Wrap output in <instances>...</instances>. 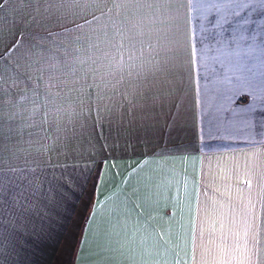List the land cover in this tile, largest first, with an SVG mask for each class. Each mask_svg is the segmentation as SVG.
Segmentation results:
<instances>
[{
  "label": "crops",
  "instance_id": "crops-1",
  "mask_svg": "<svg viewBox=\"0 0 264 264\" xmlns=\"http://www.w3.org/2000/svg\"><path fill=\"white\" fill-rule=\"evenodd\" d=\"M4 1L0 264H77L82 245L84 264H264V13L217 63L191 0H128L131 55L97 58L72 100Z\"/></svg>",
  "mask_w": 264,
  "mask_h": 264
},
{
  "label": "rangeland",
  "instance_id": "rangeland-1",
  "mask_svg": "<svg viewBox=\"0 0 264 264\" xmlns=\"http://www.w3.org/2000/svg\"><path fill=\"white\" fill-rule=\"evenodd\" d=\"M118 1L5 0L3 5L17 9L13 21L23 28L21 55L38 58L41 72L55 73L52 80L57 91L71 88L72 96L67 98L74 100L79 96L80 79L87 75V80H94L89 75L95 73L97 58L131 55L128 31L131 23L144 25L143 15L135 16L136 1ZM112 9H117V17H100ZM138 11L143 13V8ZM58 117L56 127L63 124Z\"/></svg>",
  "mask_w": 264,
  "mask_h": 264
},
{
  "label": "snow or ice",
  "instance_id": "snow-or-ice-1",
  "mask_svg": "<svg viewBox=\"0 0 264 264\" xmlns=\"http://www.w3.org/2000/svg\"><path fill=\"white\" fill-rule=\"evenodd\" d=\"M194 8L202 12L203 18L209 21V27L211 32L209 36L212 42L217 45V47H212L208 44L207 47L203 48L201 55L207 52L217 53L215 56V61L217 63H222V56H238L240 42L245 40L246 37L243 34V30L250 23V13L262 12L264 13V0H191ZM235 45L237 50L230 51V46ZM210 59L212 57H209ZM239 68V65L237 66ZM135 194V193H134ZM131 203V201H129ZM148 203L147 198H145V203L142 206H146ZM135 209V205H132ZM100 212V204L97 202L96 208L90 214V219L88 221L89 230L85 234V243L91 237V228L95 223L96 217ZM137 215H139L137 213ZM99 237H93V244L98 243ZM127 239H135L132 233L127 234ZM84 247L81 246L80 253L78 256L77 264H84L83 261ZM98 264H103V262H98ZM138 264H185L184 261H142Z\"/></svg>",
  "mask_w": 264,
  "mask_h": 264
}]
</instances>
